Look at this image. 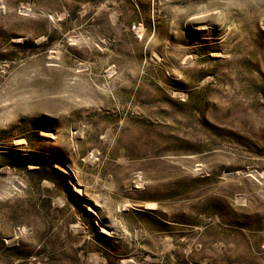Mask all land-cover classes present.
Here are the masks:
<instances>
[{
    "label": "rangeland",
    "instance_id": "rangeland-1",
    "mask_svg": "<svg viewBox=\"0 0 264 264\" xmlns=\"http://www.w3.org/2000/svg\"><path fill=\"white\" fill-rule=\"evenodd\" d=\"M0 264H264V0H0Z\"/></svg>",
    "mask_w": 264,
    "mask_h": 264
},
{
    "label": "trees",
    "instance_id": "trees-1",
    "mask_svg": "<svg viewBox=\"0 0 264 264\" xmlns=\"http://www.w3.org/2000/svg\"><path fill=\"white\" fill-rule=\"evenodd\" d=\"M43 172H45V171H43ZM45 173L50 174V173H48V171H46ZM59 175L60 174H58V173H55V174L51 173L50 178L52 180H54L55 182H58L59 184L63 185V186L67 185V178H65L64 176L61 178V177H59Z\"/></svg>",
    "mask_w": 264,
    "mask_h": 264
}]
</instances>
